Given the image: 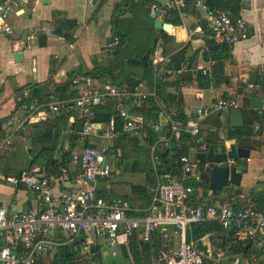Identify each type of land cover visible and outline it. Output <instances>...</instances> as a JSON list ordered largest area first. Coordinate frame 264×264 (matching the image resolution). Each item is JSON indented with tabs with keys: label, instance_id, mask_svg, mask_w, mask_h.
<instances>
[{
	"label": "crops",
	"instance_id": "crops-1",
	"mask_svg": "<svg viewBox=\"0 0 264 264\" xmlns=\"http://www.w3.org/2000/svg\"><path fill=\"white\" fill-rule=\"evenodd\" d=\"M165 1L166 6H161L155 0L145 3H142V0H95L94 7L90 8L86 0H29V3L9 16L7 23L11 26L12 32L0 31V208H3L7 214L37 208V200L26 186L20 181L14 183L10 179L19 178L23 169L36 166L32 161L34 148L42 144L55 142L54 156H59L58 150L64 147L66 142L70 146L71 141L67 135L72 132L70 126L74 121L72 115L68 116L67 125L60 132L58 139L54 140L48 135L41 142L35 136L41 130H49L54 114L34 116L33 121L25 120L23 125L19 126L16 122L22 121L25 116L18 107L17 95L24 89L29 90L30 86H37L45 95V99L46 95L52 92L51 89L67 85L71 76L116 67L112 65L113 60L106 49V44L110 40L113 41L111 32L113 16L117 8L125 10L121 15L118 13L120 16L118 20L124 19L128 24L138 22L146 25L148 20L143 10L145 8L150 10V5L155 3L158 8V11H155L156 17L171 24V32H166L173 38L172 42L166 45L169 51L164 53L162 46L156 48L151 60L152 71L149 72L148 79H142L137 86L141 91L155 94V97L150 96L145 106L135 114L136 116L154 118V115H150V108L156 106L154 99L166 110L176 111L182 116L201 103L228 96L235 98L238 103L237 108H240L242 113L243 108L246 107L242 101L245 96L262 97V107L253 109H264V89L248 88V84H254V80L257 83L260 71L264 68V0H214L213 6L210 5L221 13L240 17L246 21L248 38L231 46L215 44L209 37L193 32L195 24L199 20L203 21L202 13L198 10L189 13L183 11L184 14L180 17L181 23L173 25L167 20L168 13H161L165 7L167 11L170 9L167 6L169 0ZM72 22L75 23L73 27H71ZM56 28L62 30V35L53 34ZM42 32L46 34V42L45 45L39 46L36 37ZM17 51L22 52V58L16 61L14 53ZM183 62H187V70L181 76H170L165 73V68L179 67ZM202 69H205V72ZM128 71L131 77L142 74L141 67L137 65L129 66ZM113 73L116 74L117 71L113 70ZM113 79L110 75L100 76L99 86H114L111 83ZM70 89L75 93L72 87ZM249 107L252 108L250 104ZM228 114L229 111L214 113L204 118L201 121V135L207 148L210 144H216L227 138L229 140L226 143L236 139L241 140L239 146L248 147V158L239 159L236 163V168L241 174L239 184H229L221 192L214 194L207 183L196 186L199 182H193V187L196 186L193 195L197 202L224 201L229 196H233L234 208L256 206L258 202L264 201V152L261 143L263 132L261 133V128L256 131L258 128L256 125L248 138H230L229 134L234 129L229 127ZM77 135L79 136V133ZM129 139L124 137L111 141L102 139L98 135H91L85 141H81V138L75 139L72 148H79L83 144L105 146L107 153L113 148H115L113 152L116 153L119 147L120 150H126L128 155H131L143 147L132 146ZM150 144L151 142L145 144L150 160L148 169H142L138 161L134 160L130 168L124 167L125 172L132 173L124 183L112 180L110 175L98 179V193L105 197H122L129 207L130 216L138 217L145 213L156 198L155 189L158 179L161 180L163 175H167L166 173L158 177L154 174L155 185L153 188L149 185L148 172L151 173L152 168ZM120 156L118 151L115 160L117 163L120 162ZM80 174L81 169L70 162L61 176L50 178L54 194H58L61 189H71ZM115 174L120 176L121 168H117ZM222 236L208 232L197 242H200V245L210 244L216 250L224 252L226 259L222 262L227 264V261L235 259L237 254L222 250L218 244ZM154 237H158L157 247L150 248L149 257L145 260L135 259L141 254L138 255L134 249L135 245L132 246L129 239L121 238L119 254L115 259L110 256L113 260L109 263L148 262L157 254L161 243L168 249H173L177 244L171 228L153 234L151 241ZM71 247L73 251L77 250L78 254L86 255L80 251L81 246ZM92 249L98 256L95 264H105L102 241L93 243ZM229 255L231 257H228ZM55 256H59L56 250L52 256H48L50 263L53 264ZM39 261L37 264H41Z\"/></svg>",
	"mask_w": 264,
	"mask_h": 264
},
{
	"label": "built area",
	"instance_id": "built-area-1",
	"mask_svg": "<svg viewBox=\"0 0 264 264\" xmlns=\"http://www.w3.org/2000/svg\"><path fill=\"white\" fill-rule=\"evenodd\" d=\"M29 0H0V31L11 33L12 28L7 19L12 13L21 9ZM93 8L95 0H86ZM185 0H169L168 7L176 8L179 17ZM195 10L202 13L205 23H196L193 32L209 37L215 44L233 45L246 40L249 36L247 23L240 17L224 14L211 7L208 0H194ZM151 12L158 11L157 4L150 5ZM162 14L167 13V7ZM113 42L106 44L109 53ZM163 57H161V60ZM187 70V62L179 67H167L165 73L170 76H181ZM205 72V69H202ZM264 76V68L259 79ZM70 86L75 93L69 100L60 99L49 92L43 102L32 97L29 90L24 89L17 95L18 107L23 111L25 119L16 122L22 126L25 120L33 121L34 116L58 114L70 109L78 110L79 116L91 114L92 106L103 104L108 98L115 97L114 109L122 119L120 130L115 129L113 121H85L79 132L81 141L91 135L102 139L115 140L131 138L136 145L142 146L152 138L150 159L155 173L160 168L159 153L171 148L172 140L183 139L188 152L178 157V172H171L158 179L156 198L142 216H130L129 207L122 197H105L98 193V179L110 175L107 163V147L81 145L69 148L70 161L81 169L71 189H61L54 194L50 178L43 168L31 166L20 172L19 178H11L14 183L22 182L26 189L37 200L35 210L7 214L0 208V264H37L41 258L52 256L54 251L64 245L81 246L82 253L93 258L97 253L88 241L91 233L95 239H102L108 247L109 255L115 259L119 254L121 238L125 240L138 232L139 239L150 242L151 236L158 231L171 228L177 244L168 249L163 243L151 260L141 264H226V254L216 250L210 244L197 245L186 241V232L191 224L202 221L216 222L225 231L232 232L235 241L247 244L254 252H264V209L254 206L234 208V197L224 201H202L190 204L194 200L193 182L201 180L195 155L207 148L201 135V121L214 114L228 112L238 107L233 97H220L208 103H201L192 111L180 115L176 111L166 110L155 99L154 118L136 116L130 113V107H144L150 96L155 94L139 90H131L126 83L121 86L105 85L97 87L91 83L89 75L77 74L71 77ZM249 89L259 88L257 83H249ZM159 177V176H158ZM142 247L139 246L141 251ZM76 250V249H75ZM77 251V250H76ZM235 258L231 264H239ZM115 264V263H108Z\"/></svg>",
	"mask_w": 264,
	"mask_h": 264
},
{
	"label": "trees",
	"instance_id": "trees-1",
	"mask_svg": "<svg viewBox=\"0 0 264 264\" xmlns=\"http://www.w3.org/2000/svg\"><path fill=\"white\" fill-rule=\"evenodd\" d=\"M151 0H142V3L149 2ZM194 0H185V5L181 9V11H185L186 13H189L193 10H195L193 6ZM214 0H208V4L213 6ZM136 5V4H134ZM125 10H121L120 8L116 9V12L113 16V24H112V32H111V38L113 42L112 52L109 53V55L112 57V65H115L116 67H109L106 70H99L94 73H87L84 75H89L91 77V83L97 87L101 83L99 82V77L103 75H110L113 77V82H111L114 86H121L124 83L128 85V87L131 90H134L139 83L142 81V79H148L149 72L152 71V56L154 54V51L159 46H162V50L164 53H167L169 50L166 49V45L171 43L173 38L171 35L167 34L163 30L155 29L153 26V19L149 17L150 10L145 8L143 10L144 15L146 19L148 20V24L143 25V23L139 24L138 22L128 24L125 23L124 19H119L120 17L118 13L123 14ZM168 18L169 22H171L173 25H179L180 17H179V11L176 8H170L168 11ZM72 26H75V23L72 22ZM199 23H201L206 29L205 23L202 20H199ZM212 42V40L210 39ZM172 60V59H171ZM170 60V61H171ZM137 65L141 67L142 74L140 76L131 77L130 72L128 71L129 66ZM116 70V74H112V71ZM72 77V76H71ZM71 79V78H70ZM70 79L69 83L65 86H56L55 88L51 89L53 93H55L60 99L63 100H69L73 97L74 93H72V89H70ZM257 84H259V87L261 89H264V76L261 79L257 80ZM31 96L36 97L39 102L44 101V96L42 91L38 89L37 86H30L29 89ZM243 105L246 106L243 108V118L244 123L243 126L240 128H236L233 131L230 132L229 137L230 138H241V137H249L253 133V129L257 125L258 128L256 131H259L258 129L261 128V133L263 132V152H264V109L258 110L253 109L249 107L250 104V98L248 96L243 97L242 99ZM117 102V98L110 97L108 98L103 104L92 106L91 108V114L88 116H82L79 117V114L76 109H70L66 112L54 114V118L52 120V124L49 128V130H41L37 133L35 136L36 139H40L41 142L44 141V139L51 135L53 139H58L60 137V132L63 131L62 129H65L68 121V116H73L74 121L71 124L72 132L68 134V139L70 142L69 148L72 149L73 142L75 139H78L79 136L77 133H79L82 129V125L85 121H100L102 123H109L110 121H113L115 125L116 130H120L122 119L119 116V114L114 109V106ZM154 102L152 101V105ZM150 108L151 113L150 115H153V111ZM141 110V107H130L129 111L131 114H138ZM127 138L126 136H123V138ZM152 138L149 139V142L152 141ZM129 139V138H128ZM129 142L132 146L135 147H141L136 145V141L133 139H129ZM55 147L56 143L52 142L51 144L41 145L38 148H34L35 152H33V164L36 166H39L44 169L45 174L47 177L51 178H57L62 175L64 169L68 167V164L70 161V155L68 151H64L63 147H61L58 151L60 152V155L55 157ZM187 147L183 143V139L179 140H172L171 142V148H167L166 151H163L159 153L160 156V168L155 173L153 168L150 169V172H148V180L149 185L153 188L156 182L157 176H162V174H169L171 172L175 173L178 172V157L181 154L187 153ZM152 170V171H151ZM152 174V175H151ZM155 174V175H154ZM206 184L204 181H199V183L196 186ZM207 185V184H206ZM194 186V187H196ZM214 201V200H213ZM201 202V201H200ZM197 202L194 198V200L190 203L192 205L197 204ZM257 209L263 210L264 209V201L258 202L256 206H254ZM130 215V213H128ZM208 232H214L215 235L222 234V238L219 240V246L224 250L225 252L232 253V254H241L243 258L249 257L251 254H253V250L249 248L247 244H239L235 241L232 232L225 231L222 227H220L216 222L213 221H202L193 223L190 225V227L187 229L186 232V241L187 242H194L197 243V245H200V242H197L200 238H202L206 233ZM157 233V232H155ZM154 233V234H155ZM153 235L151 236V238ZM129 243L134 246V249L136 252L141 254V256H137L135 259L145 260V258L149 257V250L150 248L156 246L158 244V237H154L153 241L151 242H142L138 237V232L135 233L133 237L129 238ZM3 243L0 242V245ZM72 246V245H71ZM70 244H66L64 246H60L56 249L57 255L64 257L67 261H70L72 264H95L98 261V256L96 258H89L87 255H81L78 254V251H73ZM139 246L142 247L141 251L139 250ZM256 255H259V252L256 253ZM232 260V258H230ZM41 264H52L49 261L48 256H45L41 258L39 261ZM141 264V263H140ZM160 264H166L165 262H161Z\"/></svg>",
	"mask_w": 264,
	"mask_h": 264
},
{
	"label": "water",
	"instance_id": "water-1",
	"mask_svg": "<svg viewBox=\"0 0 264 264\" xmlns=\"http://www.w3.org/2000/svg\"><path fill=\"white\" fill-rule=\"evenodd\" d=\"M47 1V0H46ZM161 6H166L165 0H155ZM150 17L154 20L153 26L155 29L171 32V24L164 22L162 18L156 17V13L152 12ZM62 30L56 28L53 34L60 36ZM39 46L45 45L46 34L42 32L36 37ZM22 58V52L14 53V59L17 61ZM255 83V80L253 81ZM252 108H260L263 105L262 97L253 96L250 98ZM229 127L232 129L243 126L244 118L240 108L229 110L228 114ZM227 139H222L216 144H210L206 150L197 152L195 158L200 172L201 180L207 183L208 188L212 193L217 194L226 188L229 184H239L240 172L236 168V163L239 159H246L249 156L248 147L239 146L241 140L233 139L232 142L226 143ZM53 264H72L62 256H55Z\"/></svg>",
	"mask_w": 264,
	"mask_h": 264
},
{
	"label": "rangeland",
	"instance_id": "rangeland-1",
	"mask_svg": "<svg viewBox=\"0 0 264 264\" xmlns=\"http://www.w3.org/2000/svg\"><path fill=\"white\" fill-rule=\"evenodd\" d=\"M143 147H141V149H139L138 152L136 153H132L131 155H128L126 150H120V148L118 146V151L120 152L121 156L119 157V163H117L116 160V156L118 154V151L115 153L113 152V150H115V148H113V150H110L108 153H106V158H107V163L109 165V170H110V177L112 180H116L118 183H124V181L128 180V177L130 176V174H132L129 171H124V167H128L130 168L132 162L134 160H137L139 165L142 167V169H148L149 165H150V160H149V154L148 151L146 150V146L145 144L142 145ZM117 168H121V175H117L115 174V170ZM88 241L92 242V243H97L99 241H102V239L98 238L95 239L94 236L89 233L88 234ZM94 241V242H93ZM102 251H103V257H104V263H109L111 262L113 259L110 257L109 253H108V247L107 245L102 242ZM228 257H231V255H229ZM236 258L239 259V264H264V252H259V255H256L255 257V261H252L251 259H253L252 257L250 258H243L241 254H237ZM115 261V260H114ZM231 262V261H230ZM230 262L227 261V264H231Z\"/></svg>",
	"mask_w": 264,
	"mask_h": 264
}]
</instances>
